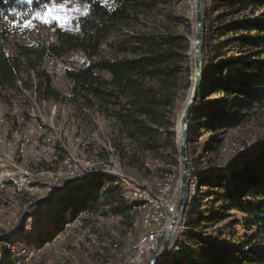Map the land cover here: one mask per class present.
<instances>
[{
	"label": "trees",
	"instance_id": "16d2710c",
	"mask_svg": "<svg viewBox=\"0 0 264 264\" xmlns=\"http://www.w3.org/2000/svg\"><path fill=\"white\" fill-rule=\"evenodd\" d=\"M64 1L33 0L28 5L23 0H0V100L4 93L27 88L29 78L34 77L40 97L60 101L44 65L78 52L85 65L66 71L69 99L109 123L115 152L119 149L129 155L134 168L137 163L132 161L141 155L159 159L166 150L171 158L179 157L176 109L193 86L190 37L194 32L173 12V0H69L81 11L69 29L50 25L51 40L28 33L38 21L35 14L46 11L45 4ZM203 6L202 83L187 138L190 181L196 180V192L192 193L190 183L174 249L162 264H264V167L241 171L238 161L226 179L220 174L213 177L211 168L198 170L194 161L209 146L199 143L204 133L224 134L264 114V0H203ZM258 158L264 164V154ZM209 187L215 191L201 193ZM126 194L119 177L97 172L71 186L56 212L46 209L36 215L39 220L42 216L51 219L55 229L46 233L38 222L34 234L23 243L38 248L40 239L51 240L70 221L103 210L121 217L122 222L129 220L131 228L138 213L132 208L139 203L127 201ZM212 196L221 208L216 221L239 212L243 220L234 225L252 232L237 248L196 233L210 222L202 207L203 199ZM31 218L21 226L22 233L27 232ZM139 232L140 227L137 236ZM234 255L240 257L238 263L230 259ZM0 264L27 263L24 258H0Z\"/></svg>",
	"mask_w": 264,
	"mask_h": 264
},
{
	"label": "rangeland",
	"instance_id": "374dc122",
	"mask_svg": "<svg viewBox=\"0 0 264 264\" xmlns=\"http://www.w3.org/2000/svg\"><path fill=\"white\" fill-rule=\"evenodd\" d=\"M63 3L65 1L60 4ZM80 12L77 3L67 0L65 10L60 13L66 17L63 26L38 20L28 28V33L35 38L51 40L52 31L47 27L56 25L69 29L72 19ZM173 12L181 24L192 28L194 34L190 41L193 44L196 30L194 0H173ZM84 65L85 59L78 52L70 53L58 62L46 61L44 69L51 77L52 88L61 95L60 101L40 97L36 91L38 82L34 77L29 78L27 88L19 84L22 88L19 92L4 93V98L0 100V258L3 261L24 258L27 264H117L122 255L124 259L129 251L134 252L142 243L146 233L144 222L150 219V206L145 211L132 208L138 213L133 216L131 228L129 220L122 222L121 217L114 218L103 210L84 219L79 217L70 221L61 232L53 234L51 240L47 237L44 241L40 239L38 248L24 245L23 242L34 234L38 222L46 233L55 229L51 219L42 216L39 220L36 215L46 209L56 212L62 207L60 205L66 189L75 184L73 178L84 181L85 177L90 178L97 172L119 177L127 190L126 196L131 193L132 183H137L152 195L157 190L159 193L167 182L173 186V190L170 185L163 190L167 192L165 203L176 199L177 207L183 169L180 153L179 157L171 158V152L162 150L159 159H153L149 154L141 155L132 161L137 163L134 168L129 155L119 149L115 152L109 123L99 114L80 108L69 99L70 81L66 71L77 70ZM191 95L192 89L178 102L174 129L177 133L180 132L182 116ZM204 142L210 147L199 152L194 161L198 162V170L208 172L211 168L213 177L220 174L227 179L238 161L241 171L263 168L264 164L259 162L258 157L264 154V114L224 134L204 133L199 143ZM175 162L176 165H172ZM135 172L137 176H134ZM190 183L192 193H195L197 182L192 180L189 186ZM200 191L208 195L215 189L209 187ZM212 199L213 196L203 199L202 211L210 222L196 233L203 239H213L221 245L225 243L227 248H237L239 241L245 235H252V232L245 231L242 225H234L243 220L239 212H229L228 218L216 221L221 208ZM149 205H153V202ZM172 216L160 227L163 231L160 246ZM29 217L27 232L22 233L21 226ZM159 248L141 264L149 262ZM230 259L238 263L240 257L234 255Z\"/></svg>",
	"mask_w": 264,
	"mask_h": 264
},
{
	"label": "water",
	"instance_id": "95a60500",
	"mask_svg": "<svg viewBox=\"0 0 264 264\" xmlns=\"http://www.w3.org/2000/svg\"><path fill=\"white\" fill-rule=\"evenodd\" d=\"M194 4H195V12H196L195 14L196 30L194 35V42L192 44V49H193L195 80L192 86L191 98L182 116V120L180 123V137H178L179 153L181 157V163L183 165L181 180H180L178 203H177L176 212L171 218V221L168 225L164 240L159 248V251L149 262L145 264H162L169 257L171 250L174 248L173 247L174 235L184 214L187 198H188L189 182L191 175L190 174L191 163L189 160L187 138L189 134V121L191 118L192 109L198 100V93L202 83V44L205 33V25H204L205 16H204L203 0H194ZM86 180L80 182L73 181V183L75 184H71V186L79 183H83ZM69 188L70 187H68L66 190H68Z\"/></svg>",
	"mask_w": 264,
	"mask_h": 264
},
{
	"label": "bare ground",
	"instance_id": "6f19581e",
	"mask_svg": "<svg viewBox=\"0 0 264 264\" xmlns=\"http://www.w3.org/2000/svg\"><path fill=\"white\" fill-rule=\"evenodd\" d=\"M17 122H19V119H17ZM178 137H180L179 131H178ZM85 178L88 179L89 177L88 178L85 177ZM85 178H84V180H86ZM72 180L78 181L80 179H74L73 178ZM169 185H170V183L169 184H167V182L164 183V185L162 186L159 193H158V190L156 193H152V195H154V197L152 198L151 192L140 187V185H138L137 183H132L131 193L129 194V196H125L126 199H130L132 201H137L139 203V206L136 209L140 208V210H143V211L147 210L146 208L148 206H150L149 209L151 211V206H153V209H156L157 215L161 216V218L157 220V232H156V235L154 236V238L149 241L148 249H146V251L144 253H141L139 256L132 257L135 255L137 249L143 247V245L147 239L150 219H147L144 222V228L146 230V233H145V237H144L142 243L137 248H135L134 252L129 251L127 253V256L124 259L122 258V256H123L122 255L120 257L121 260L117 264H141L149 256L150 253H152L153 251H156L159 248L160 239L163 235V231L160 227L163 225V223H166V221L169 219L170 216L173 215L175 209L177 208L176 207V199H173L170 203L166 204L165 201L163 200V196L161 195L163 190L166 187H168ZM171 186L172 185H170L169 187L172 189L173 186L172 187ZM150 201L153 202V205H149ZM171 206H173V209L171 208ZM148 214H150V216H151V212H149ZM150 216H149V218H150ZM175 249H177V247ZM130 258H131V261H130ZM109 264H111V262Z\"/></svg>",
	"mask_w": 264,
	"mask_h": 264
},
{
	"label": "snow or ice",
	"instance_id": "6c2138e0",
	"mask_svg": "<svg viewBox=\"0 0 264 264\" xmlns=\"http://www.w3.org/2000/svg\"><path fill=\"white\" fill-rule=\"evenodd\" d=\"M24 3L31 5L33 0H23ZM67 4V0L63 4H52L51 6L45 4L44 8L46 9L43 13H36L34 19H37L45 24H51L53 22L61 24L66 22V17L60 15L65 10V6ZM15 14V13H14Z\"/></svg>",
	"mask_w": 264,
	"mask_h": 264
},
{
	"label": "built area",
	"instance_id": "2783aa9c",
	"mask_svg": "<svg viewBox=\"0 0 264 264\" xmlns=\"http://www.w3.org/2000/svg\"><path fill=\"white\" fill-rule=\"evenodd\" d=\"M60 186V185H59ZM59 190V189H58ZM57 190V191H58ZM165 193L167 192H162V196H163V200H165ZM154 197V195H152V198ZM151 203V201H150ZM171 208L173 209V206H171ZM35 209V207H34ZM161 216H158L157 215V211L156 209H153V206H151V216H150V221H149V230H148V236H147V239L143 245V247L137 249L136 253L134 256L132 257H137L139 256L141 253H144L146 251V249H148V243L151 239L154 238V236L156 235V232H157V220L160 219ZM131 257V258H132ZM131 258H130V261H131Z\"/></svg>",
	"mask_w": 264,
	"mask_h": 264
}]
</instances>
